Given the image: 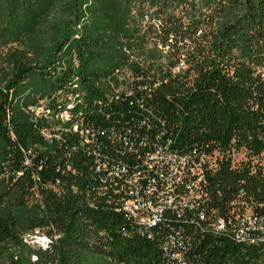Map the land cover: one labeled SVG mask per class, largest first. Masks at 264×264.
I'll return each mask as SVG.
<instances>
[{
    "label": "trees",
    "instance_id": "1",
    "mask_svg": "<svg viewBox=\"0 0 264 264\" xmlns=\"http://www.w3.org/2000/svg\"><path fill=\"white\" fill-rule=\"evenodd\" d=\"M65 109L70 121L45 116ZM75 123L107 131L108 152L112 130L217 151L199 209L227 217L244 201L264 214V0H0V264H20L17 247L26 264H179L161 241L180 231L189 264H264V242L191 212L139 232L99 192ZM36 228L60 236L44 250L23 240Z\"/></svg>",
    "mask_w": 264,
    "mask_h": 264
},
{
    "label": "bare ground",
    "instance_id": "2",
    "mask_svg": "<svg viewBox=\"0 0 264 264\" xmlns=\"http://www.w3.org/2000/svg\"><path fill=\"white\" fill-rule=\"evenodd\" d=\"M59 102H60V100H59ZM65 104H66V102H65ZM73 104H74L73 102H70L66 106L70 110V109H73V107H74ZM75 105H77V103ZM33 108H35V109H32V108H29V109L31 112H33L35 114L39 115L43 112V106H42V104H40V102L38 103V105L33 106ZM69 110L65 109L64 111H61V112H65V114L67 115L65 118H62L63 115H56V117L58 119H60V122L61 121H68L70 119ZM80 114H82V113H80ZM78 118H80V117H78ZM49 120L52 121V119H49ZM66 124H67V122H66ZM151 125H152V123H151ZM145 126H146V124H145ZM78 127H79V124L75 123L73 125V131L78 135V137H79L78 139L80 140V142H79L80 145L83 146L84 148H87L88 151H92L94 156H95V160L93 159L95 161L94 170H95V173L98 174V180L97 181H99V183H100L99 192L102 193L103 196L107 195L106 197H107L108 202H111V200L114 199V196H134V188L139 187V186H141L143 189L146 190V197H156L157 199L161 200L162 202H173L174 201V193H168V189L169 190H175V197L178 199V201L182 202L183 205H192V204H195L197 202L205 201V199L203 197V193H202L203 190H201V186L205 182L204 176H198V177H196V181L190 182L191 191L189 190V188H187V182L174 181V178L176 177V170L181 169V162H169V169L167 170V178H164L162 180L141 179L143 177V172H146V177L155 178V170H150V167H152V165H155V162H158V155H151V154H152V148H158L159 134L156 135L155 138H151L152 136L149 137L150 145H144L143 155H151V158H146L144 160V159H142V157H140L142 155V140H135L133 147H131L130 151H128V150H126V143L125 142L121 141L120 139H113L109 136L108 139H109V141L112 142V144L114 145V148L112 149L111 152L110 151L108 152L105 149L106 147L102 146L103 144L99 141L100 138L105 137V135H97L95 137L89 136L87 134V132H83V130H79ZM48 131H49V129L44 132L46 137H48V133H49ZM136 134H144V132H141V130H140V132H137V130H136ZM50 137H48V138H50ZM101 140H102V138H101ZM104 141H105V139H104ZM115 143H120V144L116 145ZM128 157L131 158L130 161H128ZM216 161L217 160L214 161L213 167L216 166V163H215ZM114 167H116L118 172L114 171ZM127 169H130V172H128ZM100 178H103V179H100ZM207 179H208V177H207ZM108 187H111V188H108ZM164 187H166V189ZM206 190H208V189L206 188ZM232 203L234 205H237V201H234ZM207 204H208V202H207ZM113 206L117 211H122V212H124V214H126L129 217V210L117 208L116 205H113ZM126 207H134V200H126ZM215 208H217V207H215ZM247 210L251 211V214H248V218H255V212L252 208V205H250L248 202H244V201L240 202L238 209H236V216H245ZM217 211L212 210L210 216L201 217L200 220H202L204 222L206 221L208 223V227L213 226V218L212 217H216L219 215L217 213ZM173 213L180 217V212H173ZM231 213H232V215H235V209ZM189 223L195 224V222H189ZM245 226H246V217H239L237 219L232 220V228L233 229H243V228H245ZM193 228L194 227H192L191 229H193ZM214 230L231 234V231H228V230H222V229H214ZM139 232L145 233L148 231L139 230ZM59 236H60L59 234H55V235L46 234L44 232H41L39 228H36L33 231H29V232L24 233V241L29 242V243L33 244L34 246L40 247L44 250H48L51 248L54 240H56ZM235 240L237 242H240V243H246V242H251L252 244L254 243L253 241H246V235H239L238 239H235ZM262 242H264V236H262ZM161 244L166 250L172 252V245L171 244H169V243H161ZM34 258L36 259V256H34Z\"/></svg>",
    "mask_w": 264,
    "mask_h": 264
},
{
    "label": "built area",
    "instance_id": "3",
    "mask_svg": "<svg viewBox=\"0 0 264 264\" xmlns=\"http://www.w3.org/2000/svg\"><path fill=\"white\" fill-rule=\"evenodd\" d=\"M184 62L181 61L179 67L184 66ZM46 106V105H45ZM32 109H35L30 107ZM65 112H58L53 115L48 113L49 119H53L56 115H62ZM67 116V115H66ZM82 125V124H81ZM79 130L87 132L89 136L97 135H106L107 131H97L95 132L92 128L89 127H78ZM113 139H120L126 143V150L130 151V148L133 147L135 140H142V159L151 158V155H158V162H155V165L150 167V170H155V178L146 177V172H143V177L141 179H158L162 180L167 178V170L169 169V162H181V169L176 170V177L174 181L187 182V188L190 189V182L196 181V177L204 176L205 170L208 167H213V163L216 158L219 156V153L215 151L212 154L200 153L193 151L188 154H179L169 149L168 144H164L158 141V148H152L151 155H143L144 145H150L149 134L144 132V134H136V132L122 134L116 130H112L111 134H108ZM232 158L234 161L246 159V152L244 153V158L239 159V154L232 151ZM113 167V166H112ZM114 171L118 170L114 167ZM130 172V169H127ZM103 179V178H100ZM111 188V187H108ZM166 189V187H164ZM168 193H174L173 202H162L156 197H146V190L141 186L134 188V196H114V199L109 202L112 205H116L117 208L129 210V219L132 223L138 228V230H146L148 232H154L155 228L162 222L164 216L167 212H180V216L184 211L191 212L193 215L190 217L187 222L198 223L201 217L208 216L206 211L199 209L203 202H197L192 205H183L182 202L178 201L175 197V190H169ZM126 200H134V207H126ZM240 202L237 201L235 205V215L231 216H222L218 215L213 218L212 229H222L231 231V235L234 236V239H238L239 235H246V241H253L254 243L262 242V236H264V214H259L255 212V218H248V214L245 216H236V209ZM239 217H246V226L243 229H233L232 220ZM181 232V231H180ZM180 232H174L169 234L164 238L161 243H169L172 245V255L175 259L178 260L179 264H189L184 258V251L186 249L185 239ZM182 233V232H181Z\"/></svg>",
    "mask_w": 264,
    "mask_h": 264
},
{
    "label": "rangeland",
    "instance_id": "4",
    "mask_svg": "<svg viewBox=\"0 0 264 264\" xmlns=\"http://www.w3.org/2000/svg\"><path fill=\"white\" fill-rule=\"evenodd\" d=\"M160 51H161V49H160ZM158 54H160L159 53V51H158ZM73 100V99H72ZM46 102L47 101H45V104H46ZM72 102V101H71ZM40 104H42V106H43V109H44V107L46 108V106H45V104H44V101H41L40 102ZM63 115V117L62 118H65L66 117V114L64 113V114H62ZM57 120H59L60 121V119H58L56 116L52 119V121L51 122H55V121H57ZM53 124V123H52ZM59 128L58 127H55L54 126V130H58ZM53 129H50L48 132V137H50L51 135H53V131H52ZM241 158H244V153H240L239 154V159H241ZM262 161H263V163H264V154H263V159H262ZM248 211V212H247ZM246 211V214H251V211L250 210H247ZM40 229V228H39ZM44 230H42V229H40V231L41 232H44V233H46V234H48L46 231H47V228H43ZM23 240H24V235H23ZM26 242V241H25ZM26 243H28V244H30V245H32V246H34L33 244H31V243H29V242H26ZM15 252V256H16V260L18 259V260H20L21 258V262H20V264H26V260H27V254H28V252H27V250L26 249H23V248H16L15 250H14ZM36 259L34 258V256H32L31 257V259H30V261L31 262H34Z\"/></svg>",
    "mask_w": 264,
    "mask_h": 264
}]
</instances>
